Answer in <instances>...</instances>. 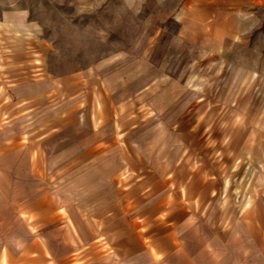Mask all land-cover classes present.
<instances>
[{
  "label": "rangeland",
  "instance_id": "rangeland-1",
  "mask_svg": "<svg viewBox=\"0 0 264 264\" xmlns=\"http://www.w3.org/2000/svg\"><path fill=\"white\" fill-rule=\"evenodd\" d=\"M238 19L0 0V264H264V29Z\"/></svg>",
  "mask_w": 264,
  "mask_h": 264
},
{
  "label": "crops",
  "instance_id": "crops-1",
  "mask_svg": "<svg viewBox=\"0 0 264 264\" xmlns=\"http://www.w3.org/2000/svg\"><path fill=\"white\" fill-rule=\"evenodd\" d=\"M186 15L215 16L214 31L216 39H219L220 42L228 39L236 41L233 36L243 30L241 28L242 21H239L238 18L245 16L249 24L245 29L247 31V45L249 46L252 38L249 33L264 29V0H186ZM172 170L175 169L172 168ZM189 171L186 170V175L190 174ZM184 172L183 174H185ZM201 172H198V176ZM194 182L199 183L200 180L196 179ZM191 220L186 207V225L191 223Z\"/></svg>",
  "mask_w": 264,
  "mask_h": 264
}]
</instances>
